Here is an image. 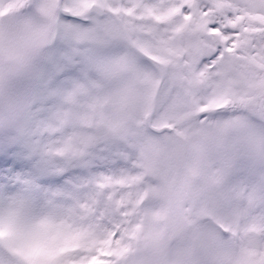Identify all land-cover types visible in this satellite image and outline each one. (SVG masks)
Here are the masks:
<instances>
[{
    "label": "snow or ice",
    "instance_id": "snow-or-ice-1",
    "mask_svg": "<svg viewBox=\"0 0 264 264\" xmlns=\"http://www.w3.org/2000/svg\"><path fill=\"white\" fill-rule=\"evenodd\" d=\"M218 3L25 0L0 23V264H145L131 237L146 210L120 182L174 139L158 125L190 98L203 133L241 132L194 264H264V22L252 19L264 0L204 15ZM172 9L171 24L137 23ZM145 47L175 58L157 63ZM144 78L160 82L159 107L125 130L130 81Z\"/></svg>",
    "mask_w": 264,
    "mask_h": 264
},
{
    "label": "rangeland",
    "instance_id": "rangeland-1",
    "mask_svg": "<svg viewBox=\"0 0 264 264\" xmlns=\"http://www.w3.org/2000/svg\"><path fill=\"white\" fill-rule=\"evenodd\" d=\"M23 2L25 0H12L11 3L0 0V4L4 5L0 9V23L14 16ZM13 3L14 7L11 6ZM227 3L228 0H219L218 8L204 15L218 14L220 9L227 7ZM177 14V9L159 15L149 10L137 16V23L148 25L154 20L163 27L173 23ZM240 19L248 23L250 18L246 15ZM252 19L264 22V17ZM191 20L192 17H185V21ZM148 31L146 28L145 33ZM180 32L177 29V33ZM144 50L164 64L175 58L163 47H145ZM129 88L130 95L124 106L126 116L120 122L125 130L133 128L138 116L145 120L155 97L156 111L160 103L159 81L153 83L150 78L132 79ZM146 97L148 105L143 109ZM195 103L197 101L191 98L180 103L175 114L163 120L161 124L170 123L175 127L174 139L150 153L148 165L142 173L128 174L120 182L135 207L146 210L131 237L132 245L142 253L145 264H163L164 242L179 229L183 231L169 244L167 264H194L206 247L201 235L203 223L213 216L210 208L221 206L222 193L233 177L232 168L224 166L223 161L226 151L238 143L240 129L229 124L219 134L203 133L196 123V116L202 109L193 107ZM222 106L210 104L208 108L215 111ZM184 216L189 222L185 221Z\"/></svg>",
    "mask_w": 264,
    "mask_h": 264
},
{
    "label": "water",
    "instance_id": "water-1",
    "mask_svg": "<svg viewBox=\"0 0 264 264\" xmlns=\"http://www.w3.org/2000/svg\"><path fill=\"white\" fill-rule=\"evenodd\" d=\"M154 112H155V102L153 104V107H152L151 111L147 114L146 120L152 119L153 118V115H154ZM158 127H172V126L169 125V124H165L163 126H158ZM168 243H169V239L167 238L166 243H165V248L167 247ZM164 262H165V252H164Z\"/></svg>",
    "mask_w": 264,
    "mask_h": 264
},
{
    "label": "bare ground",
    "instance_id": "bare-ground-1",
    "mask_svg": "<svg viewBox=\"0 0 264 264\" xmlns=\"http://www.w3.org/2000/svg\"><path fill=\"white\" fill-rule=\"evenodd\" d=\"M11 6H12V7H14V6H15V4L13 3V4H11Z\"/></svg>",
    "mask_w": 264,
    "mask_h": 264
}]
</instances>
